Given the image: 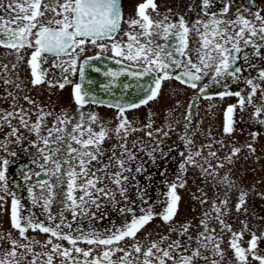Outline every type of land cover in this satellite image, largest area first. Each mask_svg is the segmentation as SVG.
<instances>
[{"label": "snow or ice", "instance_id": "obj_1", "mask_svg": "<svg viewBox=\"0 0 264 264\" xmlns=\"http://www.w3.org/2000/svg\"><path fill=\"white\" fill-rule=\"evenodd\" d=\"M222 7L219 12L210 11L212 0H202L201 10L204 15L208 16L207 21L197 20L191 27L183 17L177 22H171L168 16H164L162 20L156 21L148 14V10L157 11L155 0H145L137 6L136 19L125 20L121 8V0H9V8L15 12L10 19L0 17V47L11 49L16 53L18 60H22L21 51L25 48L33 49L28 59V67L31 75L32 87H38L47 84L49 88L59 87L64 89L66 84L71 83L68 75H75L77 72L78 59L89 45L99 48L100 52L111 50L113 57H118L115 63L121 64L127 60L139 67L137 72H127V75L136 79L145 76H152V82L145 86L140 85L148 95L140 100L139 103H131L128 105L109 104L108 107H114L118 112L117 119L120 123L115 129H109L99 123V117L95 113L85 114L81 111L80 118L72 124V118L66 113L57 117V124L47 129V135L41 136L43 127H46L44 120L46 116H50V112H44L42 108L29 96H24V100L34 107L38 108L37 121L29 125L28 109L22 106L12 105L14 111L0 113V121L6 122L11 128L10 136H16L18 129L12 127L11 119L18 118L21 125L29 128L42 142L43 147L40 148L35 142L32 147H36L40 152L44 165L52 163L53 168L44 172L45 176H54L57 181L61 175L67 177V185L65 192V209L71 211L73 219L83 215L90 214V209L95 207L97 210L104 206L103 202L115 207L123 200L128 201L129 185L135 181L134 176L126 175L132 173L131 163L135 162V155L127 148L126 143L119 145L123 151L119 157L115 154L109 158L107 163L102 161L104 149L102 145L113 133L118 138L127 140L129 130L137 131L132 128L131 122L125 116V112L129 109L139 108L146 105L150 100L158 97L161 82L168 79H176L181 84L188 87L197 88L198 82L208 75L206 69H213L214 74L211 77L212 83H220L224 77H231L234 81L238 80V74L241 68L236 66L235 62L240 59L239 54L244 47H251L257 55L264 44L257 41H264V9L251 12L250 6L254 5V0H248L247 5L238 8L235 19H229L228 13L232 7L231 0H221ZM0 7L3 4L0 3ZM244 12H250L252 19L245 16ZM50 14V15H49ZM127 23L133 31L123 32L121 35L122 24ZM14 25V26H13ZM139 29V31H135ZM159 30V31H156ZM195 31L200 42V48L197 49L199 63H194L187 54L189 47L190 34ZM119 37V38H118ZM123 37H127V42H123ZM154 37H160L164 41H178L177 43H169L161 45ZM105 41L110 43L106 44ZM242 42V45H241ZM68 57V59H64ZM183 57L184 59H177ZM52 59L51 67L60 69L62 73V82L47 79L49 69L44 66ZM101 56L97 54L88 57L84 62L79 64V76L82 83L73 86V98L77 105L78 111L87 103L101 104L95 95H91L89 90H85L84 83L91 85L92 80L85 81L86 67L92 68L95 72H100L99 67H93L90 64L92 60H100ZM247 61L248 57H243ZM15 67V65L13 66ZM7 69V65H4ZM182 68L183 70L173 76L170 70ZM125 71L122 69V72ZM122 72L107 70L103 74L111 77L113 80L119 78ZM259 77L264 79V71L259 73ZM5 84H15L17 89L22 90L21 83L11 80H5ZM246 83L251 86L252 93L255 95L258 85L254 84L251 79ZM154 85V86H153ZM111 85H106L105 88ZM125 89L128 85H124ZM201 93L207 92V86L200 89ZM11 96V93H8ZM226 95H235L239 97V104L243 109L245 103H251V96L242 97L240 92L225 91L220 94L223 99ZM16 100V97H12ZM205 99L212 97L205 95ZM18 108V110H16ZM264 111L262 108H256L255 114L259 116ZM234 107L229 106L225 113L224 133L230 135L234 129L232 114ZM264 124V120L260 121ZM71 125V131L68 126ZM93 125L98 127V131ZM2 127V124H0ZM147 127H151L148 124ZM158 132L161 130H157ZM121 133L123 136L121 137ZM149 136L152 133H148ZM167 136V133H164ZM255 136L256 134L253 133ZM21 137L17 136V142ZM222 143V142H219ZM64 145V158L61 161L56 159L62 149L58 145ZM191 141H188V145ZM54 145H56L54 147ZM186 145V147L188 146ZM5 149L7 145H4ZM157 148L159 145L156 146ZM211 148L212 145H206ZM251 148V145L248 146ZM156 149H153L155 151ZM239 149H233L232 155H236ZM15 155V152L10 153ZM202 155L201 150L195 152L189 151L185 158V163L180 164V171L186 170V165L199 166L205 174L215 176L216 173L211 171V164L208 168L197 165L196 158ZM209 156L216 157L215 151H210ZM231 162V156L226 157ZM114 160V163H113ZM95 162V165H94ZM205 163H208L205 159ZM9 161L3 159L0 161V186L6 194L12 195L10 221L12 228L17 230L20 239H13L11 233L0 235V264H54V257L61 258V264H220V260L224 257L221 248V240L214 235L215 229L209 227V213L204 214L201 220V226L204 231L199 234L196 239V247H192L191 241L193 237L188 235L190 224L181 225L179 228L170 227V232H176L179 236L187 235V242L179 239L172 240L167 247L162 248L161 244L169 240L168 236H161L159 241L151 242L147 249L136 240L137 233L144 228L152 220L159 217L164 224L171 225L178 211L181 197L177 194L178 188L185 186L182 176L178 177V182L169 184L167 198L164 201L165 207L161 212H153L152 207L143 209V214L136 216L132 214L130 222H126L122 228L115 230H106L105 233L98 232L94 229L85 231L83 228L77 227L73 229L71 223H65L61 214L60 222L55 223V217L51 214V205L55 199L54 188L56 185L51 184L48 180L39 182L41 192H47V196L37 197L33 193V188L29 187L28 192L31 202L34 206H41L48 214L47 219L50 222L45 224L39 221L34 215H22L23 206L20 199L14 193H8L7 188V165ZM67 165V168H64ZM223 164H217V168H222ZM116 170L113 171L112 169ZM142 166H137L135 172L142 173ZM37 175H40L37 173ZM26 179L30 177L26 176ZM107 181V183H106ZM222 183L231 186V181L225 176ZM112 185L114 187H110ZM137 188V198L142 203H148L147 189H141L138 185L133 184ZM76 192L81 194L77 197ZM246 196L243 190L239 195V202L236 204V211L240 212L245 208ZM119 197V199H118ZM4 200L0 196V202ZM207 201L202 200L201 203ZM225 207L221 208L213 203V212L215 219L221 226V231L232 233L229 241V247L233 251L237 264H248V258L264 264V255L257 253V242L264 237H257L255 233L248 241V248L245 249L239 243L243 239V233L233 232L231 225L227 224L223 217L228 215L226 210L227 199L221 202ZM3 204L0 203V208ZM122 214L131 213V207H122L118 209ZM246 211V209H245ZM95 218V214H91ZM243 223V222H242ZM68 231L65 232L64 229ZM247 229V225H244ZM31 231H39L49 235V239L41 244L39 241L30 240L26 233ZM55 240L67 241L71 246L65 248L61 244L54 243ZM125 239H131L134 243L131 250L120 247ZM7 240L9 247H2V242ZM26 241V242H22ZM80 243L89 246H97L102 249L98 256H93L96 248L89 247L84 249L79 247ZM39 245L42 249L51 248L48 251H34L33 246ZM205 251H211L213 256L220 257V260L212 259L204 254ZM75 253V255H73ZM117 253H122L115 260L112 259ZM136 254L133 256V254ZM188 253V254H184ZM31 259H28V257ZM143 259H140V257ZM83 257V259H80ZM130 257H133L130 259Z\"/></svg>", "mask_w": 264, "mask_h": 264}, {"label": "rangeland", "instance_id": "obj_2", "mask_svg": "<svg viewBox=\"0 0 264 264\" xmlns=\"http://www.w3.org/2000/svg\"><path fill=\"white\" fill-rule=\"evenodd\" d=\"M157 1L160 5L169 2V0ZM137 2L138 0H124L127 20L137 18ZM153 14V12L149 13L151 18ZM128 31H133V29L128 27ZM123 42H127V37H123ZM199 48L200 45L192 47V52L196 57L194 63H199L197 58V49ZM32 51V49H26L24 53L28 57H23L22 60H18V57H0V113L14 111L12 105L15 103L18 107L22 106L29 110L26 116L29 125L35 123L39 109L24 100V96H29L44 112L51 113L50 116L45 117L44 124L46 127H43L41 131V136H46L47 129L57 124V117L61 114L66 113L69 118H72V124L79 120L81 111H75L71 107L70 99V87L76 82V78L75 75L66 74L71 83L66 84L62 90L49 88L46 83L35 88L32 87L28 67V59ZM97 51H100L99 48ZM0 56L3 55L0 54ZM64 59H68V57ZM51 63L52 59L49 58V75L47 79L62 82L61 70L52 68ZM4 65H7V69L4 68ZM14 65L15 67H13ZM5 80L21 83L22 90L17 89L14 83L5 84ZM222 80L227 81L229 78L224 77ZM256 84L264 85V79L260 78V82ZM201 88L203 86L189 89L173 79L166 80L164 94L162 93L161 97L149 106L150 108L126 115L132 128L138 130H129L126 141L110 133L109 138L102 145L104 149L102 161L107 163L114 154L116 157L120 156L123 149L119 145L126 143L128 150L136 157L135 162L130 165L133 172L126 173V175L134 176L135 181L133 184L138 185L141 189H147L148 203H142L137 198V188L130 184L127 203L121 200L113 207L107 201H104V206L99 210L92 207L89 215H81L74 220L71 211L65 209L67 177L61 175L60 180L63 181L61 183L54 176H48L47 180L56 185L54 188L55 199L51 205V214L56 218L55 223L60 222L62 214L64 222L71 223L73 229L80 227L85 231L94 229L105 233L106 230L122 228L126 222L131 221L133 213L136 216L142 215V210L149 207H152L153 212H161L165 207L164 201L167 198L169 184L178 182L177 178L182 176L186 183L183 188L177 189V194L181 199L172 224H164L157 217L137 233L136 240L143 245L144 249H147L151 242L159 241L161 236L169 237V240L161 244L162 248L167 247L168 243L176 239L187 242V235L179 236L176 232H170L169 229L170 227L179 228L181 225L190 224L188 235L193 237L192 247H196V239L204 231L201 220L207 212L209 213V227L215 229L214 233L209 234L221 240L224 257L220 260V257L213 256L211 251H205L204 249H201V251H204V254L212 259L220 260V264H237L233 251L229 247L232 233L221 231L219 222L214 218L216 214L213 212V203L224 208L225 206L221 202L227 199L226 210L228 215L223 219L231 225L233 232L243 233V239L239 242L242 247L248 248V241L251 240L253 233L257 237H264V124L260 123L264 120V111L259 116L255 114L256 108L264 109V92L257 90L255 95H251L252 91L240 92L242 97L251 96V103L246 102L243 109H241L239 97L226 95L221 99L220 94L225 91L219 90L206 94L200 92ZM8 93L12 95L9 96ZM205 95L212 98L205 99ZM13 96L16 97L15 101L12 98ZM229 106H233L239 115L233 112L232 119H236V123L232 125L234 131L230 135H226L224 133L225 113ZM82 112L85 114V119H87L89 113L97 114L101 124H103L101 121L118 120V116L114 112L109 113L102 111V109H86ZM0 124H2V127H0V161L3 159L9 161L6 172L8 193H14L20 199L23 206L22 215H34L39 221L47 225L50 223L47 219L48 214L41 206L32 204L28 189L32 187L33 193L37 197L47 196L46 191L41 192L39 182L42 180L37 179L35 173L51 170L53 165L49 162L43 168L41 167V165H44V160L38 149L31 145L35 142L42 148L43 144L29 128L21 125L18 118L11 119L12 127L19 130L16 136L9 135L11 128L6 122L0 121ZM148 124H151V127H147ZM245 124H249L251 129L248 130ZM103 125L109 129H115L118 124L108 122ZM93 127L95 130H99L96 125H93ZM157 130L161 131L158 132ZM68 131H71V125L68 126ZM148 133H152V135L149 136ZM164 133H167V136ZM253 133L256 135L254 136ZM17 136L21 137L19 142H17ZM122 136L123 133H121ZM189 140L191 141L190 145H188ZM5 144L7 145L6 149ZM209 144L212 145L211 148L206 147ZM157 145H159L158 148ZM186 145L188 146L186 147ZM249 145H251V148L248 147ZM58 146L62 151L56 159L62 161L65 154L64 145ZM153 149L156 150L153 151ZM233 149H239V152L234 156L232 155ZM197 150L202 152V155L196 158L197 165L208 168L210 163L212 166L211 171L216 173L215 176L205 174L199 166L191 165H186V170L181 173L179 166L181 163H185L189 151L195 152ZM210 151H215L217 153L216 157L209 156ZM13 152H15L14 156L10 154ZM229 156H231V162L226 159ZM205 159L208 163H205ZM19 164H22L23 167H19ZM217 164H223L224 166L217 168ZM137 166H142L144 171L142 173L135 172ZM67 167V165H64V168ZM112 170L115 171L116 169L113 168ZM26 176L30 179H26ZM225 176L231 181V186L221 182ZM14 181H18V188L14 187ZM241 190L247 193L246 204L245 208L237 212L236 204L239 202ZM80 194V192L75 193L77 197ZM0 196L4 197V200L0 202L3 204V207L0 208V235L11 233L13 239H20L18 231L12 228L10 221L13 197L11 194H6L2 186H0ZM202 200L207 202L201 203ZM122 207H131L132 212L122 214L118 210ZM92 213L95 214V218L92 217ZM245 224L247 225L246 230L244 229ZM64 231L67 232L68 229L65 228ZM26 235L30 240L39 241L41 244L50 238L48 234L39 231L29 230ZM53 242L61 244L65 248L71 247L67 241L53 238ZM133 243V240L125 239L121 242L120 247L131 250ZM9 246L7 240L2 242L3 248L7 249ZM78 246L84 249L96 248L93 256H98L102 251L100 247L89 246L84 243H80ZM33 248L36 252L48 251L51 245L47 249H42L39 245H34ZM256 251L258 254L264 255V239L258 240ZM120 255L122 253H117L112 259L115 260ZM135 255L134 253L133 256ZM132 258L130 257V259ZM28 259H31V257L29 256ZM80 259H83V257H80ZM140 259H143V257L141 256ZM54 264H61V258L54 257ZM200 264H203V262H200ZM248 264H258V262L249 256Z\"/></svg>", "mask_w": 264, "mask_h": 264}, {"label": "flooded vegetation", "instance_id": "obj_3", "mask_svg": "<svg viewBox=\"0 0 264 264\" xmlns=\"http://www.w3.org/2000/svg\"><path fill=\"white\" fill-rule=\"evenodd\" d=\"M201 2H202V0H169V2L167 4H161L160 5L158 3V1L155 0V3L157 5V11L153 12L151 9H149L148 14L153 12L154 14L152 15V19L156 20V21L162 20L164 18V16H168L169 20L171 22H177L180 17H183L184 20L187 22L188 26L191 27L197 20L207 21L209 19V17L204 15V12L201 10ZM0 3L3 4V7H0V17H3L4 19H10L11 17H13L15 15V12L11 11L9 8V0H0ZM142 3H145V0H138L137 5H136V11H137V6L142 4ZM247 3H248V0H231L232 7L228 13L227 18L235 19L234 14L236 13L237 9L243 8L245 5H247ZM221 7H222L221 0H212V5H211L210 11L219 12ZM121 8H122L124 19L127 20L128 16H127V11L125 8L124 0H121ZM250 8H251V12H255L257 10L264 9V0H254V5L250 6ZM243 14L245 16H247L249 19H252L250 12H244ZM262 15H264V12H262ZM0 22H2V21H0ZM126 31H128V27H127V23H124L121 26V35L123 34V32H126ZM137 31H139V29H137ZM156 31H159V30H156ZM154 39L158 43H160L161 45H166V44L173 43V42L178 44V41H172V40L164 41L160 37H154ZM104 43L108 44L110 42L105 41ZM257 43L264 44V41L258 40ZM197 45H200L199 38H198L196 32L193 31L189 37V47L187 50V54H188V56L191 57L192 61H194V59L196 58L192 52V47L197 46ZM241 45H242V42H241ZM242 47H243V45H242ZM26 49H28V48H25L23 51H21L20 55L22 57H28L26 55V53H24V51L26 52ZM97 50H98L97 47H93V46L89 45L87 47V50L79 56L81 58L78 59L77 72L75 74L76 82H74L70 87V99H71V105H72L71 107H73L75 111H78V108L74 102L72 89H73V86L75 84L79 83V80H80L79 71H78L79 64L82 63L88 57H93V56H96L97 54L104 55L106 57H111L114 59H119L118 57L112 56L110 49L107 52H103V53H101L100 51H97ZM0 54L3 55L0 57H17L15 52H13L11 49L4 48V47H0ZM245 55L248 57L247 61H245L243 59V57ZM239 56H240V59L235 62L236 66L241 68V72L238 74V80H237L238 82H234L231 77H227V78H229V80H227V81L221 80V82L218 84L212 83L211 77L214 74V71H213V69H206V71L208 72V75L203 77V79L198 83L197 88L200 86H203V88L205 86H207L206 94L207 93H213V92L219 91V90L230 91V92L231 91L232 92H235V91H238V92L252 91L251 86H249L246 83V81L251 79L253 81V83H255V84L260 82V77H259L258 73H260L261 71H264V47H262L260 49L259 55H257L251 47H244L243 51L239 54ZM65 58H67V57H65ZM177 59L182 60L184 58L183 57H177ZM122 62L132 64L131 62H129L127 60H124ZM196 63H198V62H196ZM133 65H135V64H133ZM44 67L48 69V64L45 65ZM180 70H183V69L179 68V69H174V70H170V71H171V74L174 76V74ZM173 80L178 82L179 84H181L178 80H176V79H173ZM53 81L55 82L56 80L54 79ZM165 82H166V80L162 81V86H161L159 95L156 99L150 100L146 105H141L139 108L127 110L125 112V116L128 115L129 113L134 112V111H138L141 109L145 110L147 108H150L149 106H151L155 101H157L161 97L162 93L164 94ZM181 85H183L189 89H192L191 87H188L186 84H181ZM52 89L58 90L60 88L55 87ZM257 90H259L260 92H262V91L264 92V85H258L256 91ZM94 108L95 109L96 108L102 109V111H107L109 113L114 112L118 116V112L114 107H108L107 104H104V103H101V104L87 103L79 111H83L86 109H94ZM234 113L239 115V113L236 111L235 108H234ZM235 120L236 119H233V123H236ZM101 122H103V124L108 123V122L119 124L120 121L115 119V120L101 121ZM245 127L248 130L251 129L249 124H245Z\"/></svg>", "mask_w": 264, "mask_h": 264}, {"label": "water", "instance_id": "obj_4", "mask_svg": "<svg viewBox=\"0 0 264 264\" xmlns=\"http://www.w3.org/2000/svg\"><path fill=\"white\" fill-rule=\"evenodd\" d=\"M100 56V60L90 61L93 67H99L101 69L100 72H95L90 67H86L85 69V81L90 79L93 83L91 85L84 83V88L85 90H89L91 95H95L98 100L107 105L117 103L122 105L139 103L140 100L148 95V92L141 88L140 85H149L152 82V76H145L141 79L130 77L127 75V72H137L140 70L139 67L127 65L125 63L117 64L114 58L103 55ZM122 69L125 71L122 72ZM107 70L122 72V74L118 79L113 80L111 77L103 74ZM80 83H82V81ZM106 85L111 86L105 88ZM124 85H128V88L125 89ZM19 166L21 168L23 167V165ZM38 173L40 175L36 174L37 178L43 180L47 179L48 176H45L44 172ZM17 182L18 181H15L14 183L15 187L18 186Z\"/></svg>", "mask_w": 264, "mask_h": 264}]
</instances>
